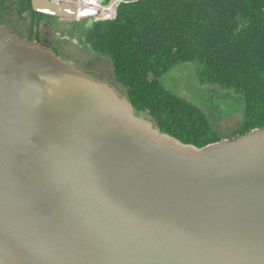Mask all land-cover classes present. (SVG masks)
<instances>
[{"label":"water","instance_id":"1","mask_svg":"<svg viewBox=\"0 0 264 264\" xmlns=\"http://www.w3.org/2000/svg\"><path fill=\"white\" fill-rule=\"evenodd\" d=\"M0 264H264V128L184 144L0 24Z\"/></svg>","mask_w":264,"mask_h":264},{"label":"trees","instance_id":"2","mask_svg":"<svg viewBox=\"0 0 264 264\" xmlns=\"http://www.w3.org/2000/svg\"><path fill=\"white\" fill-rule=\"evenodd\" d=\"M122 1L114 20L77 25L79 39L111 60L115 82L137 114L150 115L162 133L184 144L222 140L202 108L161 81L172 68L197 63L201 83L240 95L237 135L264 128V0ZM25 2L39 24L44 14ZM32 33L40 41L38 27Z\"/></svg>","mask_w":264,"mask_h":264},{"label":"rangeland","instance_id":"3","mask_svg":"<svg viewBox=\"0 0 264 264\" xmlns=\"http://www.w3.org/2000/svg\"><path fill=\"white\" fill-rule=\"evenodd\" d=\"M0 20L4 27L23 39L38 27L41 37L65 61L78 70L98 80L106 81L123 93L114 78L111 60L94 52L79 36L81 27L69 18L38 16L39 24L33 23L32 12L25 0H0ZM88 22V21H87ZM92 22H88L90 25ZM28 40V39H27ZM197 63L181 64L172 68L163 78L164 86L179 97L199 106L211 118L214 129L221 139L237 136L244 109L239 94L215 85L203 84L197 75Z\"/></svg>","mask_w":264,"mask_h":264},{"label":"built area","instance_id":"4","mask_svg":"<svg viewBox=\"0 0 264 264\" xmlns=\"http://www.w3.org/2000/svg\"><path fill=\"white\" fill-rule=\"evenodd\" d=\"M59 7H64L67 13L73 14L72 20L89 21L92 23L114 20L118 15V7L122 0H50Z\"/></svg>","mask_w":264,"mask_h":264},{"label":"flooded vegetation","instance_id":"5","mask_svg":"<svg viewBox=\"0 0 264 264\" xmlns=\"http://www.w3.org/2000/svg\"><path fill=\"white\" fill-rule=\"evenodd\" d=\"M3 21H1L0 20V23H2ZM1 25H3V24H1ZM7 27V26H6ZM10 30V29H9ZM11 31V30H10ZM28 40H30V41H33V42H38V43H42L44 46H47V47H51L50 46V43L46 40V39H43L42 37H41V34H40V41H38V38H37V36H36V34L35 33H31L30 34V37L29 38H27ZM26 39V40H27ZM54 49V48H53ZM55 50V49H54Z\"/></svg>","mask_w":264,"mask_h":264}]
</instances>
